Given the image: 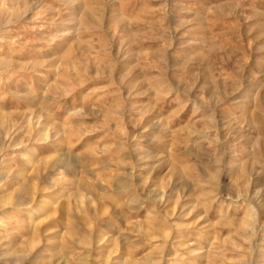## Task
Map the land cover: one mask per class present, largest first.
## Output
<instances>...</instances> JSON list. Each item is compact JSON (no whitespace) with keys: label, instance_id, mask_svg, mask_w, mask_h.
I'll return each instance as SVG.
<instances>
[{"label":"rangeland","instance_id":"rangeland-1","mask_svg":"<svg viewBox=\"0 0 264 264\" xmlns=\"http://www.w3.org/2000/svg\"><path fill=\"white\" fill-rule=\"evenodd\" d=\"M0 264H264V0H0Z\"/></svg>","mask_w":264,"mask_h":264}]
</instances>
